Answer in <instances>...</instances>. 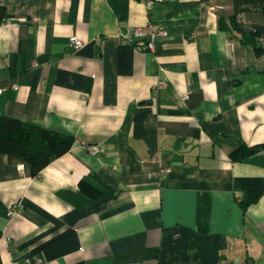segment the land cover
Listing matches in <instances>:
<instances>
[{
	"label": "crops",
	"instance_id": "0c3cea01",
	"mask_svg": "<svg viewBox=\"0 0 264 264\" xmlns=\"http://www.w3.org/2000/svg\"><path fill=\"white\" fill-rule=\"evenodd\" d=\"M151 1L0 0V115L75 138L38 176L0 154V264H264V149L232 156L264 143V52L231 0ZM146 24L155 50L120 39Z\"/></svg>",
	"mask_w": 264,
	"mask_h": 264
},
{
	"label": "trees",
	"instance_id": "16d2710c",
	"mask_svg": "<svg viewBox=\"0 0 264 264\" xmlns=\"http://www.w3.org/2000/svg\"><path fill=\"white\" fill-rule=\"evenodd\" d=\"M233 13L229 16L221 15L220 29L240 34L244 44L253 45L257 55L264 52V26L252 24L248 30L244 29L240 19L242 14L251 9H261L264 13V0H231ZM116 14L121 20L128 18L129 0H109ZM1 15L4 13L0 7ZM74 136L48 129L35 122L0 115V154H7L11 160L18 159L27 164L34 176H38L42 169L52 161L67 153L74 143ZM264 149V143L249 146L242 143L232 152L235 160L258 153Z\"/></svg>",
	"mask_w": 264,
	"mask_h": 264
},
{
	"label": "built area",
	"instance_id": "2783aa9c",
	"mask_svg": "<svg viewBox=\"0 0 264 264\" xmlns=\"http://www.w3.org/2000/svg\"><path fill=\"white\" fill-rule=\"evenodd\" d=\"M152 3L153 2L151 0H148L147 4L151 6ZM168 33V30L164 27L155 28L150 24H146L143 26L128 27L125 30L121 31L119 36L122 42H124L125 44H131L135 48L153 51L156 48V37L167 36ZM84 44L85 41L77 35H72L70 37V45L73 48L79 49L84 46ZM159 85H162V83H160ZM14 88L17 89L18 86L15 85ZM1 92H3V89H0V93ZM167 172L168 169L166 168H161L160 170V174H165ZM17 212V205L14 204L9 208L8 215L14 216ZM11 264H47V262L42 258H38L35 260V262H32L30 260H23L13 261Z\"/></svg>",
	"mask_w": 264,
	"mask_h": 264
}]
</instances>
